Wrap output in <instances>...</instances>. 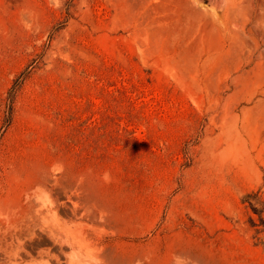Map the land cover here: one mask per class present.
<instances>
[{
  "label": "rangeland",
  "instance_id": "obj_1",
  "mask_svg": "<svg viewBox=\"0 0 264 264\" xmlns=\"http://www.w3.org/2000/svg\"><path fill=\"white\" fill-rule=\"evenodd\" d=\"M213 1L0 0V244L75 197L98 262L264 264V59Z\"/></svg>",
  "mask_w": 264,
  "mask_h": 264
},
{
  "label": "bare ground",
  "instance_id": "obj_2",
  "mask_svg": "<svg viewBox=\"0 0 264 264\" xmlns=\"http://www.w3.org/2000/svg\"><path fill=\"white\" fill-rule=\"evenodd\" d=\"M213 3L215 9L220 7L227 15L231 14L235 17L234 26L239 28L246 37L244 45L248 50L247 57L255 61L258 54V58L264 59V0H216ZM229 25L231 24L229 23ZM38 192L46 198L47 204L44 208L48 210V204L53 206L54 201L48 196L44 188H39ZM64 206V214L67 218L63 225L65 224L66 228L62 229L57 224L60 233L56 238L54 235L49 237L50 243L47 248L30 247L27 243H21L19 237L13 236L9 238L10 243L0 244V264H21L24 260L34 257L41 259L39 264H105L95 260L94 253H92L94 249L86 243L84 238L76 237L70 231L69 223L80 224L84 220L78 200L75 197H70ZM134 264H140L139 259H136Z\"/></svg>",
  "mask_w": 264,
  "mask_h": 264
}]
</instances>
